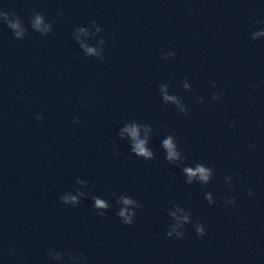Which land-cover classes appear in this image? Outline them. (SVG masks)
Wrapping results in <instances>:
<instances>
[{
	"label": "water",
	"instance_id": "95a60500",
	"mask_svg": "<svg viewBox=\"0 0 264 264\" xmlns=\"http://www.w3.org/2000/svg\"><path fill=\"white\" fill-rule=\"evenodd\" d=\"M0 11L27 29L17 40L0 21V264H72L79 253L83 264H264V37L251 39L264 0H0ZM34 11L51 22L47 36L31 28ZM92 21L101 32L81 40L104 39L103 63L72 35ZM164 83L187 115L162 101ZM131 121L152 127L154 159L118 137ZM168 134L187 166L213 169L207 185L186 184L184 165L165 160ZM77 189L87 197L60 202ZM121 194L141 205L131 225L116 215ZM92 196L110 203L104 216ZM173 204L191 213L181 239L165 234Z\"/></svg>",
	"mask_w": 264,
	"mask_h": 264
},
{
	"label": "clouds",
	"instance_id": "9594fccd",
	"mask_svg": "<svg viewBox=\"0 0 264 264\" xmlns=\"http://www.w3.org/2000/svg\"><path fill=\"white\" fill-rule=\"evenodd\" d=\"M61 17L63 16V12L58 13ZM189 15L192 14L191 10L188 12ZM0 21L4 23V25L11 30L13 37L17 40L23 39L27 35V29L24 27L23 21L19 18V16L12 11L4 12L0 11ZM29 23L31 28L39 33L41 36H47L52 31V24L51 22H46L45 17L39 12H33V16L30 18ZM258 23L264 24V21H259ZM91 29L85 27H77L73 31V38L75 42L78 44L79 48L84 52V54L88 57H96L100 60L101 63L104 62L103 57V48L105 41L103 38L98 40V46H92L88 43L81 40V37L91 36L92 39H95L97 34L101 32V28L96 24L95 21L91 22ZM260 37H264V28L260 30L253 31L251 33V39L257 40ZM175 55L174 52H167L162 55V59H169ZM210 86L212 88L216 87L215 81H210ZM159 92L162 98V101L165 104H172L175 105L178 111L181 114L187 115L188 109L183 104L182 99L174 94H169L168 88L169 84L164 83L160 84ZM182 87L184 91L188 92L191 91V86L187 82V78L182 83ZM222 95L221 92H213L211 95L212 100L218 101L220 100ZM19 99V97H18ZM197 104L204 103L202 97L196 98ZM36 120H42L43 116L37 114L35 117ZM73 123H78V118H73ZM229 127H235L233 124H229ZM152 132V127L148 124H138L136 121L125 122L124 126L119 129L117 135L120 139H124L125 135H127L130 151L137 157H141L144 160H152L155 158L154 152L148 146V142L150 139V133ZM161 147L165 152V160L170 163L174 164L177 167L184 165L182 167V173L185 176V183L192 184L197 182L201 185H207L212 177H213V169L210 167L202 164L196 163L194 166H187L185 164L186 157L182 156L181 151L177 146V142L175 137L171 134L165 136V138L161 141ZM250 147H255V145H250ZM224 182L227 184L229 188L233 187L232 184V177L225 175ZM76 184L80 186H87L88 181L77 179ZM247 194L249 196L253 195V189L249 188L247 190ZM87 193L80 191L77 189L75 194L72 192L64 193L60 196V202L66 205L75 206L80 202L81 198H86ZM115 195V194H113ZM205 200L208 202L209 205L215 203L213 194L211 192L205 193ZM93 200V208L97 210V214L99 216H104L105 212L110 208V203L105 199H102L97 196H92ZM116 203L120 205L118 211L116 212L117 217H119L124 225H131L134 222V217L136 215L135 209L141 207L140 203L136 200L132 199L130 196L126 194H121L116 198ZM235 197L229 196L225 201V207L228 204L235 205ZM171 211L168 212L169 217L172 219L173 223L168 225V230L166 231V237L176 239H181L184 237L183 228L186 224L191 223V213L180 207L179 205L173 204ZM195 233L196 236L203 237L205 233L204 225L201 224L199 221L195 224ZM48 256L50 259L55 261L62 260V254L54 249L48 250ZM80 257V264H83V254L79 253L77 255L68 254L69 261L72 264H77V257Z\"/></svg>",
	"mask_w": 264,
	"mask_h": 264
}]
</instances>
